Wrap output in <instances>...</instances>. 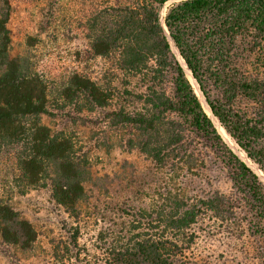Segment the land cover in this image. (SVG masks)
I'll list each match as a JSON object with an SVG mask.
<instances>
[{
	"label": "trees",
	"instance_id": "obj_1",
	"mask_svg": "<svg viewBox=\"0 0 264 264\" xmlns=\"http://www.w3.org/2000/svg\"><path fill=\"white\" fill-rule=\"evenodd\" d=\"M170 1L93 0L84 18L90 50L113 60L119 83L73 74L60 91L65 102L100 111L96 123L124 131L125 146L150 163L148 190H138L136 204L116 205L113 227L99 233L97 264H264V182L225 143L173 53L264 175V0H180L161 20ZM9 16V0H0V143L20 145L19 181L48 189L76 225V248L89 174L72 141L42 124L47 85L10 56ZM36 237L0 199V244L26 251Z\"/></svg>",
	"mask_w": 264,
	"mask_h": 264
},
{
	"label": "rangeland",
	"instance_id": "obj_2",
	"mask_svg": "<svg viewBox=\"0 0 264 264\" xmlns=\"http://www.w3.org/2000/svg\"><path fill=\"white\" fill-rule=\"evenodd\" d=\"M178 1L168 2L164 10ZM92 2L9 0L10 56L25 59L30 71L45 81L48 113L41 116V122L52 133H62L72 141L89 180L84 183L85 200L80 205V229L77 247L73 248L74 221L52 203L47 188L24 189L18 179L20 145L0 143V199L29 220L37 234L26 251L0 244V264H97L103 247L99 233L113 227L116 205L136 204L138 190H148L150 163L125 146V132L106 123L97 124L100 111H88L80 102L60 98L61 89L73 74L101 86L119 83L113 60L96 57L90 50L84 18ZM198 96L201 100L200 92ZM232 146L237 153L228 145L238 157L242 155Z\"/></svg>",
	"mask_w": 264,
	"mask_h": 264
},
{
	"label": "bare ground",
	"instance_id": "obj_3",
	"mask_svg": "<svg viewBox=\"0 0 264 264\" xmlns=\"http://www.w3.org/2000/svg\"><path fill=\"white\" fill-rule=\"evenodd\" d=\"M171 1H174V0H171ZM168 3V2H167ZM164 14H165V10L164 8L161 10V13H160V17H161V20H163V17H164ZM163 24V23H161ZM169 42L172 44V42L170 41L169 39ZM172 48V47H171ZM173 53L177 56V60L179 59L180 61V64L182 65L186 75L188 76V78L191 80L193 86L195 87V90L197 91V93L199 94V90H198V87H197V84L195 83V81L191 78V73L190 71L186 68L185 64L183 63V61L181 60V58L179 57L178 53L176 52L175 48L173 47ZM201 97V95H200ZM201 100H202V104H203V107H204V110L205 112L208 114V116L210 117V119L212 120V122L214 123L215 127L217 128L219 134L222 136V138L224 139V141L234 150L233 146H232V143L229 141L228 137L226 136V134L224 133L223 129L218 125L217 121L215 120V118L211 115L207 105L205 104L204 100L202 99L201 97ZM235 151V150H234ZM236 152V151H235ZM237 153V152H236ZM239 157L241 159H244L242 157V155H239ZM248 165L253 169V171L259 176V178L264 182V175L256 170L253 166H251L249 163Z\"/></svg>",
	"mask_w": 264,
	"mask_h": 264
},
{
	"label": "water",
	"instance_id": "obj_4",
	"mask_svg": "<svg viewBox=\"0 0 264 264\" xmlns=\"http://www.w3.org/2000/svg\"><path fill=\"white\" fill-rule=\"evenodd\" d=\"M163 27H164V29H165V26H164V23H163ZM170 39V38H169ZM186 66V65H185ZM191 78H192V76H191ZM193 79V78H192ZM206 104V103H205ZM210 111V110H209Z\"/></svg>",
	"mask_w": 264,
	"mask_h": 264
}]
</instances>
